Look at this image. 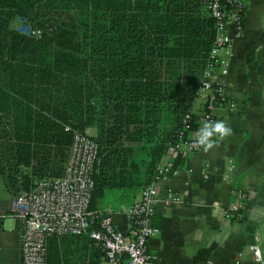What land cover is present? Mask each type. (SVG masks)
I'll list each match as a JSON object with an SVG mask.
<instances>
[{
  "label": "trees",
  "instance_id": "1",
  "mask_svg": "<svg viewBox=\"0 0 264 264\" xmlns=\"http://www.w3.org/2000/svg\"><path fill=\"white\" fill-rule=\"evenodd\" d=\"M22 16L41 31L13 25ZM215 34L202 0H0V176L14 195L61 176L74 130L94 127L96 197L141 189L185 114ZM92 239L88 230L79 235ZM50 236L46 264H71ZM63 254V255H62ZM74 264H84L83 261Z\"/></svg>",
  "mask_w": 264,
  "mask_h": 264
},
{
  "label": "crops",
  "instance_id": "2",
  "mask_svg": "<svg viewBox=\"0 0 264 264\" xmlns=\"http://www.w3.org/2000/svg\"><path fill=\"white\" fill-rule=\"evenodd\" d=\"M243 37L233 42L229 65L217 81L236 102L229 110L217 105L218 121L232 129L229 136H213V147L205 151L167 152L162 161L177 172L167 173L158 185L152 225L157 228L148 242L153 264H258L251 245L255 236L264 238V0H247ZM197 97L192 112L196 125L189 136L203 128ZM95 133L94 127L86 129ZM208 173L202 175V169ZM171 187L183 200L165 205V189ZM246 193L240 218L226 220L223 209L237 189ZM140 188L108 190L96 197L95 207L108 209L116 227L126 231L127 206ZM11 195L0 176V264H21L20 230L10 204ZM60 247L68 263L112 264L102 250L82 235H63ZM63 255V254H62Z\"/></svg>",
  "mask_w": 264,
  "mask_h": 264
},
{
  "label": "built area",
  "instance_id": "3",
  "mask_svg": "<svg viewBox=\"0 0 264 264\" xmlns=\"http://www.w3.org/2000/svg\"><path fill=\"white\" fill-rule=\"evenodd\" d=\"M214 18L215 34L206 57L196 96L202 102L200 118L203 124L218 121L217 105L233 110L236 102L223 92L218 74H225L229 65L232 45L245 34L244 19L246 0H202ZM16 29L26 35L39 37L41 31L17 16L13 20ZM189 114L182 119L176 137L167 142L165 153L198 151V137L189 136ZM99 143L94 133L74 130L68 157L61 176L32 177L27 187L13 195L10 208L17 217L20 230L21 264H46L45 252L50 236L79 235L88 230L92 241L101 248L103 257L112 264H153L148 242L157 228L152 225L157 189L167 173H176L171 163L162 160L156 165L149 183L127 206L126 231L116 227L112 211L91 206L95 189L94 172L98 160ZM164 153V154H165ZM162 159V158H161ZM202 175L208 176L203 168ZM246 193L237 189L233 201L223 209L228 221L241 217L245 209ZM183 200L171 187L165 189V205ZM258 238L251 245L259 258Z\"/></svg>",
  "mask_w": 264,
  "mask_h": 264
},
{
  "label": "clouds",
  "instance_id": "4",
  "mask_svg": "<svg viewBox=\"0 0 264 264\" xmlns=\"http://www.w3.org/2000/svg\"><path fill=\"white\" fill-rule=\"evenodd\" d=\"M232 129L224 121L206 122L198 133V145L205 147V151L213 147L215 141L211 138L218 136L220 139L231 134Z\"/></svg>",
  "mask_w": 264,
  "mask_h": 264
},
{
  "label": "rangeland",
  "instance_id": "5",
  "mask_svg": "<svg viewBox=\"0 0 264 264\" xmlns=\"http://www.w3.org/2000/svg\"><path fill=\"white\" fill-rule=\"evenodd\" d=\"M247 1V0H246ZM14 25V24H13ZM257 245L259 247V258L256 259L258 264H263L264 262V238L257 241ZM253 250V249H252ZM254 253V250H253ZM254 256L256 258V255L254 253Z\"/></svg>",
  "mask_w": 264,
  "mask_h": 264
},
{
  "label": "bare ground",
  "instance_id": "6",
  "mask_svg": "<svg viewBox=\"0 0 264 264\" xmlns=\"http://www.w3.org/2000/svg\"><path fill=\"white\" fill-rule=\"evenodd\" d=\"M263 264H264V262H263Z\"/></svg>",
  "mask_w": 264,
  "mask_h": 264
}]
</instances>
